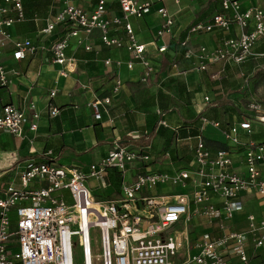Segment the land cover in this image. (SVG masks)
I'll return each instance as SVG.
<instances>
[{
	"label": "built area",
	"instance_id": "built-area-1",
	"mask_svg": "<svg viewBox=\"0 0 264 264\" xmlns=\"http://www.w3.org/2000/svg\"><path fill=\"white\" fill-rule=\"evenodd\" d=\"M58 1L60 6L40 32L53 35L59 26L63 28L61 37L48 50L52 55L49 61L61 66L60 77L71 75L77 68L75 58L68 55L72 39L88 51L92 47L86 43V37L98 31L103 46L125 48L134 62H140L144 67L141 79L149 82L155 66L147 57V46L136 41L130 19L143 17L154 3L164 4L166 0H94V9L87 13L72 0ZM220 1L224 13L189 26L186 37L180 41L183 59L198 73L220 63L236 65L264 59V52L258 51L264 38V9L256 6L244 9L241 0ZM110 3L117 4L123 15L111 17ZM175 3L179 5L180 0ZM157 12L164 20L158 36L173 37V14L164 6ZM26 19L24 0H4L0 6V88L14 83L3 64L6 53L20 63L38 52L32 40H17L12 33L13 27ZM114 26L126 30L127 42L112 35ZM219 30L229 36L216 48L190 44L196 36ZM168 48L163 46L159 51L166 53ZM134 62H127L128 67L133 68ZM105 63L111 65L112 61L107 59ZM178 65L175 62L174 66ZM122 86L123 80L118 79L113 93H119ZM56 91H51V98ZM111 102L112 98L107 96L89 103L97 120ZM247 109L250 117L234 123L227 135L233 145L245 146L240 171L229 150L212 154L203 136L198 135L188 168L174 174L158 171L141 174L134 182L122 184L119 198L107 201L93 195L83 171L50 162H29L20 177L21 189L11 184L0 190V264H95L92 232L96 228L100 230L102 245L96 260L102 264H251L250 253L264 249V218L248 215L249 227L241 232L229 230L227 225L245 210L242 199L246 195L258 194L264 204V143L246 144L240 136L241 130L252 135L255 122L264 124V106L254 100ZM28 110L29 114L0 98V135L21 137L26 127L36 132L42 114L33 101L29 102ZM57 113L56 108L50 111L54 117ZM140 159L147 160L148 156L116 144L99 163L91 164L88 176L100 179L110 168L124 173ZM42 180L49 186L30 189L35 181ZM164 186L178 187L179 191L170 195L144 194ZM63 191L68 192L71 202ZM216 197L223 199L222 203H216ZM202 218L214 230L191 239L192 221Z\"/></svg>",
	"mask_w": 264,
	"mask_h": 264
},
{
	"label": "crops",
	"instance_id": "crops-1",
	"mask_svg": "<svg viewBox=\"0 0 264 264\" xmlns=\"http://www.w3.org/2000/svg\"><path fill=\"white\" fill-rule=\"evenodd\" d=\"M72 1L86 13L96 5L94 0ZM3 2L0 0V6ZM241 4L244 9L251 6L264 9V0H241ZM59 6L58 0H24L27 19L17 23L12 33L17 40H32L38 52L20 63L15 62L10 53L3 57V64L12 74L14 83L0 88V98L5 104L25 109L28 114L31 112L28 104L33 101L42 118L36 132L26 127L21 137L10 133L0 135V190H6L11 184L21 189L20 177L29 162H50L83 171L87 175L89 189L98 200H115L120 197L122 184L134 182L141 174L157 171L174 174L188 168L194 158L198 135L203 136L212 154L229 150L238 170L242 169L245 146L233 145L227 135L234 123L249 115L248 103L254 100L261 102L262 98L254 89L264 78L255 79L254 74L261 70L264 73V59L236 65L220 63L198 73L191 69L189 61L183 59L180 45L189 26L207 22L224 13L220 0L195 3L180 0L179 5L175 0H166L164 4L154 3L143 17L130 19L136 41L147 46V57L155 66V72L147 83L141 79L144 73L142 64L134 62L125 48L103 46L98 31L86 37V43L92 47L88 51L72 39L68 55L75 58L77 68L71 75L60 77L61 66L49 61L52 55L48 50L61 37L63 28L59 26L53 35L40 32ZM161 6L174 16L173 37L158 36V30L164 24L157 12ZM109 14L111 17L123 15L115 3H110ZM126 33L122 26L113 27L112 35L124 42L128 41ZM228 36L222 30L203 33L194 37L190 44L213 49ZM163 46L169 47L168 52L159 51ZM258 51H264V38ZM107 59L112 61L111 65L105 63ZM116 62L123 64L118 66ZM127 62H134L133 68H129ZM175 62L179 63L177 67ZM118 79L123 80V86L119 93L114 94L113 87ZM53 90L57 93L51 98ZM244 90L252 92V96L246 99ZM107 96L112 98L111 105L97 120L89 103ZM206 97H210L209 102ZM54 108L58 109L55 117L50 114ZM201 118H206V121H201ZM254 125L252 135L240 131L246 144L264 142V124L255 122ZM116 144L127 145L135 152L141 151L148 159H140L124 173L110 168L100 179L90 178L91 164L99 163L116 148ZM48 186L47 181H35L30 189ZM178 191V187L164 186L155 191H144V194L170 195ZM63 194L66 196L68 192L63 191ZM214 201L219 204L223 199L216 197ZM242 201L245 210L227 222L229 230L246 231L248 215L264 218V204L258 194L246 195ZM211 228L206 218L195 219L191 224L190 237L214 230ZM250 256L251 264H264V249L252 251Z\"/></svg>",
	"mask_w": 264,
	"mask_h": 264
},
{
	"label": "rangeland",
	"instance_id": "rangeland-1",
	"mask_svg": "<svg viewBox=\"0 0 264 264\" xmlns=\"http://www.w3.org/2000/svg\"><path fill=\"white\" fill-rule=\"evenodd\" d=\"M245 84H246V82H245ZM249 88H251V86H249ZM254 92H256L257 95L259 94V97L262 98V99H260V101L262 102V104L264 106V100H263L264 99V80L260 81L257 84V86H255ZM250 96H252V92H249V90H244V97L247 99ZM66 196H67L68 200L71 199L70 196H68V194H66ZM92 242L94 245V258H95L94 261H95V264H102L101 261L96 260V257L101 254V250H102V248H101L102 245L100 244V230L97 228L94 229L92 232Z\"/></svg>",
	"mask_w": 264,
	"mask_h": 264
},
{
	"label": "trees",
	"instance_id": "trees-1",
	"mask_svg": "<svg viewBox=\"0 0 264 264\" xmlns=\"http://www.w3.org/2000/svg\"><path fill=\"white\" fill-rule=\"evenodd\" d=\"M261 52H264V51H261ZM255 75V79H263L264 78V73H263V71L261 70V71H258V72H256V74H254ZM227 103V102H226ZM248 117H250L249 115H246L245 116V118H248ZM242 121V120H241ZM257 143H264V142H257Z\"/></svg>",
	"mask_w": 264,
	"mask_h": 264
}]
</instances>
